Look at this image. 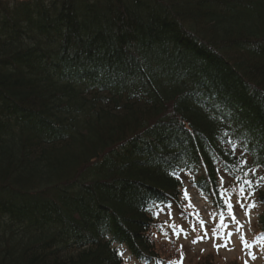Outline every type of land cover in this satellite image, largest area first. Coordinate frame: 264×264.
<instances>
[{"label":"trees","instance_id":"1","mask_svg":"<svg viewBox=\"0 0 264 264\" xmlns=\"http://www.w3.org/2000/svg\"><path fill=\"white\" fill-rule=\"evenodd\" d=\"M235 146L264 172V0H0V264L155 257Z\"/></svg>","mask_w":264,"mask_h":264},{"label":"rangeland","instance_id":"2","mask_svg":"<svg viewBox=\"0 0 264 264\" xmlns=\"http://www.w3.org/2000/svg\"><path fill=\"white\" fill-rule=\"evenodd\" d=\"M238 162L234 173L218 167L216 186L219 194L216 199L194 185L193 180L201 174V170H197L182 179L181 206L154 207V217L159 222L151 229L150 237L164 258L173 259L176 264H203L205 259L213 264H264V232L256 225L262 211V204L257 200L258 189L264 178L258 169L242 168L245 164ZM237 199L245 205L255 204V207L241 208L235 203ZM228 202H232L231 214ZM233 216L239 225L233 221ZM228 233H232L231 237ZM205 235V239H197ZM241 238L251 247H244ZM214 243H227V247L217 249L213 247ZM117 247L124 264H143L130 257L125 247Z\"/></svg>","mask_w":264,"mask_h":264},{"label":"snow or ice","instance_id":"3","mask_svg":"<svg viewBox=\"0 0 264 264\" xmlns=\"http://www.w3.org/2000/svg\"><path fill=\"white\" fill-rule=\"evenodd\" d=\"M254 171V170H253ZM221 182L223 183V177L221 178ZM245 183L246 184H250L251 182L250 181H245ZM185 195H187V193H185ZM241 195H243V189H241ZM249 195H252V193H249ZM229 203V207H230V214H231V203L232 202H228ZM235 203L237 204V205H239V207H241V208H245V207H247V208H253V207H255V204H248V205H245L244 203H241L240 202V200L239 199H237L236 201H235ZM246 215H247V212L245 213ZM233 221L234 222H236L238 225H239V222L238 221H236V218L233 216ZM237 231H239V226H238V228H237ZM231 235H232V233H228V236L229 237H231ZM206 238V235L205 236H200V237H197V239H205ZM193 243H196V240H193ZM241 243L244 245V247H246V248H250L251 247V245L250 244H248L243 238H241ZM213 247H215V248H217V249H219L220 247H227V243H225V244H223V245H221V244H217V243H214L213 244ZM250 255H252L251 253H249ZM252 258L253 259H255L256 257L254 256V255H252ZM170 264H172V262H170ZM177 264H178V262H177ZM245 264H246V262H245Z\"/></svg>","mask_w":264,"mask_h":264}]
</instances>
